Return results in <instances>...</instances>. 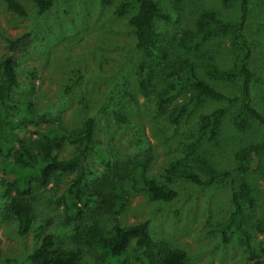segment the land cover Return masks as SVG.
I'll return each instance as SVG.
<instances>
[{
  "label": "rangeland",
  "instance_id": "374dc122",
  "mask_svg": "<svg viewBox=\"0 0 264 264\" xmlns=\"http://www.w3.org/2000/svg\"><path fill=\"white\" fill-rule=\"evenodd\" d=\"M17 1L26 8L27 17L13 15L4 0H0V55L6 48L5 36L15 38L30 33L29 43L18 60L17 74L23 85L19 96L30 99L39 117L66 129H77L84 119L92 118L99 125L97 137L110 144L113 153L118 152V159L125 161L122 168L140 162L149 178L176 193L169 202L151 201L146 193L130 189L120 180L122 176L116 175L115 179L120 178L107 188L110 196L106 206L111 213L102 219V215L90 214L85 224L109 228L113 219L122 225L149 221L150 234L160 248L183 251L187 264H248L250 258L264 255V234L255 231L256 224L264 221V149L243 175L252 205H242L238 230L246 234L247 241L240 239L234 225L226 227L233 211L230 196L238 194L242 177L234 154L264 140V127L254 120L248 119L244 128L239 127L241 77L221 80L209 75L205 68L210 64L220 71L235 73L239 52L233 46V34H215L189 52L179 46L182 32L196 20L236 22L239 0H153L160 14L167 17L156 19L154 28L158 43L166 44L169 50V62L174 67L183 61L191 62L204 83L236 99L232 103L205 97L196 99L195 92L182 89L165 108L156 105V96L169 84L167 71L135 47L128 20L136 7L117 13L121 3L130 0H54L42 14L32 0ZM247 1L244 35L250 48L247 67L253 75L251 103L264 115V0ZM143 64L156 72L145 101L138 88L139 67ZM180 77L184 79L183 74ZM181 106L188 108L179 124H166V114ZM113 109L128 117L130 124L120 127L111 117ZM218 111L221 116L216 135L203 136L195 154L227 175L208 184L203 173L193 167L201 183L181 178L167 180L164 172L169 164L180 161L190 164L185 159L182 141L196 133L202 117ZM13 116L18 120L16 113ZM133 133L135 138L131 137ZM58 155L67 159L72 152L61 145ZM91 159L93 169L100 171L98 157L93 154ZM58 180L66 181L67 177ZM54 189L53 184L33 189L29 204L34 228L55 234L59 244L64 245L74 235L73 223L67 220ZM6 196L0 183V263L32 264L30 254L37 245L34 234L18 231L14 219L5 211ZM116 202L119 208L112 213V204ZM83 251L84 264H97L100 260L93 250L84 247ZM129 264L137 263L130 258Z\"/></svg>",
  "mask_w": 264,
  "mask_h": 264
},
{
  "label": "trees",
  "instance_id": "16d2710c",
  "mask_svg": "<svg viewBox=\"0 0 264 264\" xmlns=\"http://www.w3.org/2000/svg\"><path fill=\"white\" fill-rule=\"evenodd\" d=\"M54 0H32L40 14L48 11ZM239 15L236 22L224 23L216 20H196L191 28L182 32L180 48L185 52L196 49L211 36L232 32L233 46L239 52L235 58L233 72L220 71L213 65H206L209 75L221 80H232L240 76V97L242 118L239 127L244 128L248 119L254 120L264 127V115L252 107L251 84L253 75L247 67L250 58V48L244 35L248 17V1L239 0ZM5 7L13 15L24 18L28 16L26 8L17 0H4ZM135 6V14L128 23L132 29L135 47L147 53L156 63L164 66L167 71L169 84L159 93L157 106L165 108L166 104L182 89L196 93L200 97L212 100H222L228 103L236 99L228 98L217 92L201 80L195 72L194 65L189 61L180 62L176 67L169 62L170 53L164 43H158L154 28L156 19H166L160 14L157 3L153 0H130L122 2L118 14L127 8ZM31 35L25 32L15 38L5 36L4 53L0 55V183L4 185L7 196L5 211L14 219L17 229L22 234L33 233L37 242L30 254L32 264H84L83 248L93 250L99 255L97 261L101 264H129V259L137 264H187L185 254L179 249L164 251L160 244L151 236L149 221L137 224L122 225L115 219L110 226H99L92 223L85 224L90 214L102 215L101 219L110 214L106 203L110 196L107 188L112 181L118 180L116 175L122 176L121 181L134 191L146 193L151 201L169 202L176 193L155 180L149 178L142 163H132L129 168H122L124 160L113 153L110 144L103 143L98 137V124L92 118L84 119L77 129H66L51 120L39 117L34 110V104L28 97L19 96L22 92L17 68L23 51L29 43ZM180 74L184 75L182 80ZM138 88L141 99L145 101L148 92L156 79V72L147 64L139 67ZM19 97H18V96ZM147 99V101H149ZM188 107H174L170 110L164 122L177 126L184 111ZM161 109V108H159ZM133 112V109H132ZM18 115V120L13 114ZM111 117L120 126L130 124V120L120 110L113 109ZM124 115V117L122 116ZM134 114V113H133ZM220 111L211 116L202 117L200 126L188 140H183L186 162H175L165 168V178L171 181L174 178L201 183L195 167L203 173L208 184L225 177L227 174L215 170L210 163L196 156V146L203 136L216 135L220 124ZM135 134L131 136L135 138ZM61 145L67 146L72 156L60 158L58 149ZM264 149V140L241 148L234 154V159L242 177L239 181L238 194L230 196L232 213L226 227L234 225L237 234L244 242L246 234L239 231L238 220L242 205H252L250 191L243 175L256 162L257 154ZM95 154L101 165L100 171H95L92 165V156ZM248 159H250L249 164ZM66 176V181L58 180ZM54 185L55 195L62 201L63 211L68 221L73 223L74 235L69 236V243L59 244L58 237L53 233H41V227L34 228L32 207L29 204L33 189H45ZM9 196V197H8ZM119 207L117 202L112 204V213ZM258 234H264V221L255 226ZM263 253H264V243ZM101 261V262H100ZM1 264V263H0ZM248 264H264V255L253 257Z\"/></svg>",
  "mask_w": 264,
  "mask_h": 264
}]
</instances>
